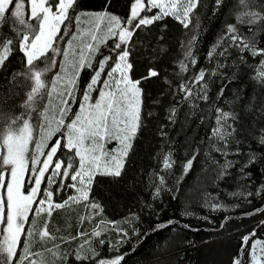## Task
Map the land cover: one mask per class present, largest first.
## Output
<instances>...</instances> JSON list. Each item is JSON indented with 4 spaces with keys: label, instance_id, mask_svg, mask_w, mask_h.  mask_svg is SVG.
Returning a JSON list of instances; mask_svg holds the SVG:
<instances>
[{
    "label": "snow or ice",
    "instance_id": "snow-or-ice-1",
    "mask_svg": "<svg viewBox=\"0 0 264 264\" xmlns=\"http://www.w3.org/2000/svg\"><path fill=\"white\" fill-rule=\"evenodd\" d=\"M212 4L213 16L227 7L229 19L209 50V60L228 59L232 51L237 53L240 64L247 63L248 57H259L260 70L250 79L264 90V0H232L231 4H226V0H212ZM202 5L203 0H130L129 12L124 17L108 11L112 0H105L104 9L92 13L78 10L79 0H0V70L6 67L11 56L20 53L21 69L7 79L10 85L27 88L19 114L6 115L0 111V264H46L45 254H50L60 264H66L69 258L77 264L81 261L121 264L129 254L120 253L117 247L115 256L105 258L88 241L76 249L61 252L60 244L54 243L57 236L50 230L51 218L56 210L88 202L98 176L121 177L123 158L128 155L130 141L142 127V116L151 115L143 112L141 84L159 76V72L150 67L139 79L133 77L134 64L130 57L139 42L133 37L139 31H147L148 26L172 17L192 33L181 44L187 59L192 56V42L197 39L195 30L200 28L197 9ZM102 25L103 35H100ZM166 29L167 24H164L162 30ZM108 39H113L114 43L105 55L101 48L107 47ZM190 63H196L194 57ZM225 66L217 62L211 73L201 69L191 83H180L177 91L192 107L198 108L199 104L192 102L199 100L210 105L215 114L205 145L206 159L215 166L213 179L223 180L231 174V169L237 168L240 176L251 182L252 169L264 165V127L258 123L264 119V101L257 105L258 98L249 97L243 105L244 116L251 115L252 122H257L254 127L252 122L245 126L241 112L226 111L217 103L224 100L226 85L223 82L215 100H210L206 76L216 74ZM187 67L181 62L182 71ZM85 69H90L92 75L77 97V81ZM232 79H236L235 73ZM166 83L171 82L166 80ZM242 99L236 94L230 102H225L231 106ZM179 103L176 101L168 109L167 118L173 124ZM161 136H167L162 129ZM53 137L55 140L49 144ZM249 139L258 147L252 148L249 144L247 151H243L241 145ZM113 140L120 147L109 152L105 146ZM171 155V152L164 155L163 169L173 166ZM199 155L197 148L185 160L181 179L192 169ZM216 156L221 157L223 163ZM240 156L245 159L232 158ZM257 171L264 176V167ZM155 175L158 182H154L153 199L167 189L165 177ZM243 189L232 195L242 199L260 196L264 194V183L254 192L249 184L243 185ZM64 192L69 195L57 199ZM87 206L93 215L103 212L97 202ZM146 206L151 208L150 204ZM261 212L264 209H256L253 214ZM183 215L192 213L185 211ZM130 218L138 220L139 216L130 213ZM38 220L42 221L39 227ZM83 220L81 218V223ZM179 223L169 220L156 224L143 238ZM259 226H264V221ZM84 235L78 232L76 236L69 234L60 240L67 244ZM92 235L100 237L101 232L94 230ZM123 235L126 237L127 233ZM255 237L256 229H253L241 238L239 251L231 264H264V240ZM34 240L41 243L40 250H34ZM49 242H53L51 247L46 246ZM105 242L99 240L101 246ZM166 248L167 241L156 257L157 264H161Z\"/></svg>",
    "mask_w": 264,
    "mask_h": 264
},
{
    "label": "trees",
    "instance_id": "trees-1",
    "mask_svg": "<svg viewBox=\"0 0 264 264\" xmlns=\"http://www.w3.org/2000/svg\"><path fill=\"white\" fill-rule=\"evenodd\" d=\"M231 3L232 0H226V4ZM79 4L78 10L99 12L104 9L105 0H79ZM129 5L130 0H112V6L108 11L126 17ZM212 7V0H203V5L197 9L200 28L195 30L197 39L192 42V56L187 59L181 44L186 42L192 33L172 17H166L148 26L147 31H139L133 37L134 41H139L135 44L130 57L134 64L133 77L139 79L150 67L159 72V76L144 80L141 84L143 112L151 115L146 118L142 116V127L130 141L128 155L123 158L121 177L98 176L92 186L88 202L59 209L53 213L50 230L57 236L54 243L60 244L61 252L76 249L88 241L105 258L115 256L117 247L120 253H129L121 264H157L156 257L161 254V248L167 241L166 254L163 255L161 264H231L244 235L256 229L255 238L264 240V226H259L260 222L264 221V212L253 214L256 209H264V194L253 195L249 198L251 202L249 199L232 195L234 192L244 190L245 184H249L250 190L254 192L259 184L264 183V176L257 171V168L264 165L252 169L251 182L245 181L237 168L231 169V174L223 180H214L215 166L211 160L206 159L205 145L206 137L214 126L215 114L211 111L210 105L199 100L192 102L199 104V107H192L183 101L182 94L177 91L180 83H191L192 78L201 69L211 73L217 67V62H220L226 66L219 69L216 74L206 76L210 100H215L223 82L226 85L224 100L217 103L226 111L234 109L241 112L245 126L252 122V116H244L242 112L248 98H258L257 105L264 101V90L254 85L250 79L260 70L259 57L256 59L248 57L247 63L240 64L237 53L232 51L228 59L216 57L209 60V50L223 30L225 21L229 19L227 7L222 8L214 16ZM156 11L158 10H153ZM164 24H167L166 30H162ZM103 27L104 25L100 35H103ZM4 31L7 33L6 28ZM160 36L164 38L162 41L158 39ZM113 43V39H108L107 47H102L101 51L107 55ZM193 57L195 64L190 63ZM20 61L21 54L16 53L6 62V67L0 70V111L6 115H17L22 111L20 104L27 88L10 85L7 79L21 69ZM181 62L188 65L186 71L181 70ZM234 63L237 67H233ZM56 70L58 71L59 67ZM233 73L236 75L234 80ZM91 75L90 69L80 73L77 97ZM166 80L171 83H166ZM236 94L243 97L239 103L230 106L225 102H230ZM95 95L93 93V96ZM176 101L180 102L179 111L173 124L167 118L168 109ZM75 110L74 107L73 111ZM252 123L255 127L257 122ZM258 123L264 127V119ZM161 129L167 136H161ZM249 144L252 148L258 147L249 139L241 145V149L247 151ZM197 148L200 155L194 161L192 169L181 179L183 163ZM168 152H171L174 163L171 168L163 169V158ZM232 158L240 161L245 159L244 156ZM216 159L223 163L221 157L216 156ZM157 173L165 177L167 189L161 191L158 198L153 199L154 182H158L155 175ZM177 180L180 182L177 183ZM67 195L69 192H64L57 199H64ZM91 202L101 204L103 212L100 215L92 214V209L87 206ZM149 204L151 208L146 206ZM212 205L223 207L214 208ZM185 211L191 212L192 215H183ZM130 213L138 214L139 219L131 220ZM81 218H84L83 223ZM169 220L180 223L143 238V234L154 225ZM109 221L116 223L110 224ZM41 223L42 221L38 220L37 227ZM182 225L190 227L184 228ZM120 229L127 233L126 237L119 231ZM94 230L100 231L101 236H93ZM78 232L85 235L78 236L76 240L67 244L61 242L60 237L67 238L69 234L76 236ZM100 239L106 241L102 246L99 244ZM52 243L49 242L46 246L51 247ZM33 248L40 250L41 243L34 240ZM133 248L135 251H132ZM45 259L46 264H60V261L50 254H45ZM66 264H77V261L69 258ZM80 264L91 262L81 261Z\"/></svg>",
    "mask_w": 264,
    "mask_h": 264
},
{
    "label": "rangeland",
    "instance_id": "rangeland-1",
    "mask_svg": "<svg viewBox=\"0 0 264 264\" xmlns=\"http://www.w3.org/2000/svg\"><path fill=\"white\" fill-rule=\"evenodd\" d=\"M56 137H53L52 140L49 141V144L52 143L53 140H55ZM106 150H115L120 147L117 141L113 140L112 142L108 143L106 146ZM47 151V149H45Z\"/></svg>",
    "mask_w": 264,
    "mask_h": 264
}]
</instances>
